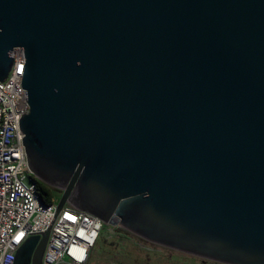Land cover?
<instances>
[{"label":"water","instance_id":"1","mask_svg":"<svg viewBox=\"0 0 264 264\" xmlns=\"http://www.w3.org/2000/svg\"><path fill=\"white\" fill-rule=\"evenodd\" d=\"M59 192L13 264H42L64 205L150 244L264 264V0H0V83Z\"/></svg>","mask_w":264,"mask_h":264},{"label":"built area","instance_id":"2","mask_svg":"<svg viewBox=\"0 0 264 264\" xmlns=\"http://www.w3.org/2000/svg\"><path fill=\"white\" fill-rule=\"evenodd\" d=\"M11 56L12 69L0 83V264H13L24 241L47 230L60 197L44 205L36 190L37 180L27 167L17 127L19 117L28 112L26 92L20 89L22 49H15ZM107 227L117 228L64 205L50 227L42 264H88Z\"/></svg>","mask_w":264,"mask_h":264},{"label":"rangeland","instance_id":"3","mask_svg":"<svg viewBox=\"0 0 264 264\" xmlns=\"http://www.w3.org/2000/svg\"><path fill=\"white\" fill-rule=\"evenodd\" d=\"M56 196L59 192L54 190ZM88 264H218L182 254L107 227L99 236Z\"/></svg>","mask_w":264,"mask_h":264},{"label":"trees","instance_id":"4","mask_svg":"<svg viewBox=\"0 0 264 264\" xmlns=\"http://www.w3.org/2000/svg\"><path fill=\"white\" fill-rule=\"evenodd\" d=\"M35 183H36V190L39 195L40 201L44 205L50 204L52 202V199L57 197L53 189L46 187L45 185H43L42 183L38 181H36Z\"/></svg>","mask_w":264,"mask_h":264},{"label":"flooded vegetation","instance_id":"5","mask_svg":"<svg viewBox=\"0 0 264 264\" xmlns=\"http://www.w3.org/2000/svg\"><path fill=\"white\" fill-rule=\"evenodd\" d=\"M140 239V238H139ZM142 240V239H141ZM142 241H144V240H142ZM145 242V241H144ZM148 243V242H147ZM150 244V243H149ZM153 245V244H152Z\"/></svg>","mask_w":264,"mask_h":264}]
</instances>
